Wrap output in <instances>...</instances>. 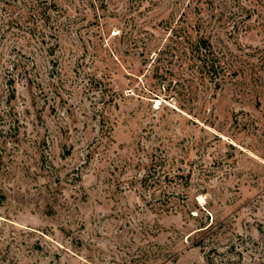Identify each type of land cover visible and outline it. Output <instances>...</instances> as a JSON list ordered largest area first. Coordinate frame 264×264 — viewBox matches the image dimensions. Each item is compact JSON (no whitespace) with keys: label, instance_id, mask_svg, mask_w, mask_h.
<instances>
[{"label":"rangeland","instance_id":"1","mask_svg":"<svg viewBox=\"0 0 264 264\" xmlns=\"http://www.w3.org/2000/svg\"><path fill=\"white\" fill-rule=\"evenodd\" d=\"M0 155V264H264V0H0Z\"/></svg>","mask_w":264,"mask_h":264},{"label":"trees","instance_id":"2","mask_svg":"<svg viewBox=\"0 0 264 264\" xmlns=\"http://www.w3.org/2000/svg\"><path fill=\"white\" fill-rule=\"evenodd\" d=\"M48 10V7L43 10V8H39L38 6H34V16L38 17L40 20L46 21V12ZM49 18V16H48ZM171 41L175 46H173V49L179 50L180 48L184 51V53L188 56L189 62L191 63V66L196 69L198 73H200L202 76L209 79L210 82L214 83L217 88L221 87V83L224 80L226 74H227V68L225 66L224 61L219 56V54L215 51L212 43L210 42L209 38H207L205 35L200 34L197 32L195 35H193L192 31L183 32L182 30H172ZM48 35L46 33H42V35L39 34L37 37L38 40L41 38V42H46V37ZM51 53L54 54V48H50ZM17 65L15 64L14 68H16ZM26 74V72L24 71ZM11 82L14 80L11 77ZM1 156V155H0ZM1 158L0 157V169H1ZM208 264H216V261L209 257ZM217 264H235L232 260H226L221 261Z\"/></svg>","mask_w":264,"mask_h":264}]
</instances>
